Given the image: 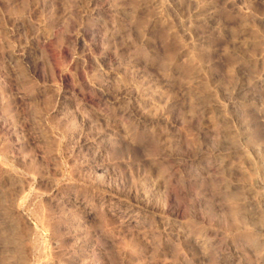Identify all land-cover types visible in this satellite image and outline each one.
Segmentation results:
<instances>
[{"label": "rangeland", "instance_id": "rangeland-1", "mask_svg": "<svg viewBox=\"0 0 264 264\" xmlns=\"http://www.w3.org/2000/svg\"><path fill=\"white\" fill-rule=\"evenodd\" d=\"M0 264H264V0H0Z\"/></svg>", "mask_w": 264, "mask_h": 264}]
</instances>
